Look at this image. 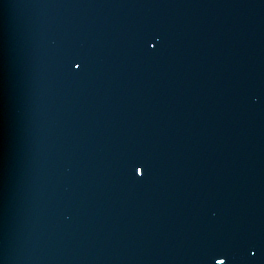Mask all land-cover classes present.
Masks as SVG:
<instances>
[{
  "label": "water",
  "instance_id": "obj_1",
  "mask_svg": "<svg viewBox=\"0 0 264 264\" xmlns=\"http://www.w3.org/2000/svg\"><path fill=\"white\" fill-rule=\"evenodd\" d=\"M218 260L264 264V0H0V264Z\"/></svg>",
  "mask_w": 264,
  "mask_h": 264
},
{
  "label": "snow or ice",
  "instance_id": "obj_2",
  "mask_svg": "<svg viewBox=\"0 0 264 264\" xmlns=\"http://www.w3.org/2000/svg\"><path fill=\"white\" fill-rule=\"evenodd\" d=\"M77 67H79V65H77ZM135 173L137 176H142L143 175V169L141 167H138V166H135ZM216 264H225V261L224 260H218L216 262Z\"/></svg>",
  "mask_w": 264,
  "mask_h": 264
}]
</instances>
